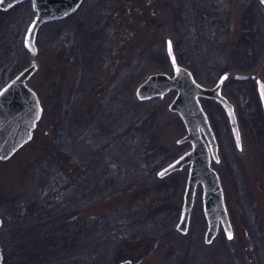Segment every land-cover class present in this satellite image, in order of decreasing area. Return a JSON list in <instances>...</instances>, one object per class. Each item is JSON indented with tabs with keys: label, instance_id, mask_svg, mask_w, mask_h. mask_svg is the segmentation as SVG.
<instances>
[{
	"label": "rangeland",
	"instance_id": "374dc122",
	"mask_svg": "<svg viewBox=\"0 0 264 264\" xmlns=\"http://www.w3.org/2000/svg\"><path fill=\"white\" fill-rule=\"evenodd\" d=\"M100 1L83 0L79 7L73 21L83 20L82 35L72 21L58 39L50 40L43 33L37 39L36 55L17 48L19 38L24 44L35 14L31 0L23 1L14 17L12 30L20 26L21 33L11 41L15 51L10 64L17 67L0 70V88L36 61L38 68L28 84L37 91L43 111L32 137L8 159H0V212L8 215L13 200L25 201L34 194L42 199L50 190H60L65 197L60 200L70 199L71 207L77 206L84 217L111 214V223L126 220L120 229L122 237L115 242L120 260L264 264V113L256 81L232 75L223 87L235 105L241 148L222 105L213 98H201L218 138L221 159L213 165L220 173L234 228V237L229 239L221 225L210 243L205 240L208 222L201 185L188 231L177 229L189 166L158 176L159 169L191 146L189 141L179 142L187 128L169 108L176 90L148 100L136 94L151 72L172 74L168 38L179 63L205 85H213L226 70L258 71L264 80V7L258 0ZM196 2L205 9L196 10ZM203 13L222 18H216L219 23L209 29L200 28L197 17L203 18ZM223 19L225 27L219 28ZM257 29H263L259 38ZM199 32L216 33L218 39L196 37ZM98 42L107 50L104 56L101 50L100 64L89 71L84 67L95 55ZM108 137L115 143L106 150ZM102 158H109L113 167L103 165ZM52 182H58L56 190ZM46 219L31 222L38 228Z\"/></svg>",
	"mask_w": 264,
	"mask_h": 264
},
{
	"label": "water",
	"instance_id": "95a60500",
	"mask_svg": "<svg viewBox=\"0 0 264 264\" xmlns=\"http://www.w3.org/2000/svg\"><path fill=\"white\" fill-rule=\"evenodd\" d=\"M24 0H2L0 9L9 10ZM264 3V0H261ZM35 14L24 35V46L32 55L38 53L37 37L40 28L49 21L62 19L74 13L83 0H31ZM167 54L173 72L155 71L138 85L137 97L148 100L162 96L171 90L176 94L169 104L172 111L183 119L187 132L179 142L189 141V149L170 161L158 171L163 177L188 165V176L183 204L177 229L186 233L189 229L192 209L199 185L202 186L203 209L208 222L205 240L212 242L221 225L229 239L234 237V228L226 205L221 177L213 162L220 161L219 142L205 110L201 97L213 98L219 102L228 115L237 147H242V135L234 103L223 93L225 81L233 75L237 79H255L264 109V80L260 72L242 73L224 71L211 85L199 82L193 71L179 63L171 38L167 39ZM36 61L21 69L0 88V159H8L33 135L43 111L37 91L28 84L29 78L37 70ZM3 218L0 216V228ZM4 255L0 244V264ZM116 264H140L131 258Z\"/></svg>",
	"mask_w": 264,
	"mask_h": 264
},
{
	"label": "trees",
	"instance_id": "16d2710c",
	"mask_svg": "<svg viewBox=\"0 0 264 264\" xmlns=\"http://www.w3.org/2000/svg\"><path fill=\"white\" fill-rule=\"evenodd\" d=\"M26 1L30 0L24 2ZM104 1L101 0L100 2L103 4ZM22 4L23 2L9 10L0 9V70L3 69V72L4 69L17 67L14 63L10 64L13 61V52L15 51V47H11V41L14 37H19L21 33L20 26H16L15 30L12 29L14 17L18 14ZM78 13L79 9L63 19L45 23L39 31L38 39L43 33H46L50 40L58 39L61 34H64L65 26L69 25L71 21L76 24V21L73 20L78 17ZM76 27L82 35L85 28L83 20L78 18ZM3 39H8L4 45L1 43ZM95 40L99 41L98 38ZM93 42L91 38L92 45ZM19 44L17 47L19 51L26 53L27 50L21 38H19ZM101 46L98 42L95 55H91L94 54L95 50L93 47L91 48L93 50H90L89 64L84 68L90 71L100 64L101 50H103V56L107 50L106 47L102 48ZM2 48L5 50L4 52L1 50ZM103 62L105 63L104 57ZM114 143L112 138L109 139L108 137L104 141V148L108 150L114 146ZM109 158L107 161L102 158L100 162L105 166L108 164L113 167L112 162L108 163ZM84 165L87 168L88 165ZM71 167L70 165L69 169L73 170ZM84 171H86L85 168ZM83 172L80 174L81 180L84 179ZM107 172L108 170L105 169L104 174ZM52 183L53 189L59 186L58 182ZM60 193V190L57 192L50 190L42 199L40 197L35 198L34 194L25 201L13 200L8 206V215L0 212L3 218V225L0 229V244L4 252V260L1 264H109V262L111 264V261L112 264H115L120 260L118 259L119 256H116L118 254L115 242H118L122 237L120 229L125 227L126 220L121 218L120 221L111 223L109 220L111 214H95L84 217L78 210L79 208H76L77 206L71 207L70 199L60 200V198H65ZM60 212L63 213L60 214ZM42 217L47 219L38 228H35L31 219L35 222V219ZM24 222L25 224H23Z\"/></svg>",
	"mask_w": 264,
	"mask_h": 264
},
{
	"label": "flooded vegetation",
	"instance_id": "af4514ba",
	"mask_svg": "<svg viewBox=\"0 0 264 264\" xmlns=\"http://www.w3.org/2000/svg\"><path fill=\"white\" fill-rule=\"evenodd\" d=\"M259 1V3L264 7V3L261 1V0H258ZM196 10H198L199 11V9L201 10V9H205V8H202V6L199 4V2H196ZM213 10V9H212ZM211 10V11H212ZM212 12H214L215 13V10L214 11H212ZM213 13V15H209V16H207V15H205L204 13V17L202 18L201 17V15H199L198 14V17H197V24L199 25V27L200 28H202V27H208V29H209V26H211V27H213V26H215L216 25V23H219L218 22V19L216 20V18H219V19H221L222 18V16L221 17H217L215 14ZM201 17V18H200ZM207 17H209V20L207 21ZM212 19H214L215 21V23H211V21L210 20H212ZM224 20V19H223ZM223 20L220 22V25H219V28H224L225 27V25H223V24H225V20H224V22H223ZM207 22H210V23H208L207 24ZM258 26H260V25H258ZM207 29V28H206ZM220 30V29H219ZM260 33L261 34H263V29L262 30H260L259 32H258V29H257V32H256V35L258 36V38H259V36H260ZM220 36V35H219ZM218 36V37H219ZM196 37H208V38H210V39H213V40H217L218 38H217V34L216 33H213V34H211V33H204V34H201L200 32H199V34H197L196 35ZM258 72V71H257ZM259 94V93H258ZM260 97V96H259ZM261 100V99H260ZM261 105H262V102H261ZM262 111H263V113H264V109H263V106H262ZM248 116V115H247Z\"/></svg>",
	"mask_w": 264,
	"mask_h": 264
},
{
	"label": "snow or ice",
	"instance_id": "6c2138e0",
	"mask_svg": "<svg viewBox=\"0 0 264 264\" xmlns=\"http://www.w3.org/2000/svg\"><path fill=\"white\" fill-rule=\"evenodd\" d=\"M0 2H2V0H0Z\"/></svg>",
	"mask_w": 264,
	"mask_h": 264
}]
</instances>
